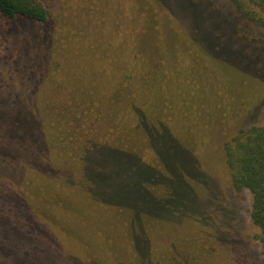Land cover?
Wrapping results in <instances>:
<instances>
[{
    "label": "trees",
    "instance_id": "16d2710c",
    "mask_svg": "<svg viewBox=\"0 0 264 264\" xmlns=\"http://www.w3.org/2000/svg\"><path fill=\"white\" fill-rule=\"evenodd\" d=\"M229 1L0 0L6 264H232L190 207L194 141L250 193L264 262L261 73L236 47L264 42V6Z\"/></svg>",
    "mask_w": 264,
    "mask_h": 264
},
{
    "label": "rangeland",
    "instance_id": "374dc122",
    "mask_svg": "<svg viewBox=\"0 0 264 264\" xmlns=\"http://www.w3.org/2000/svg\"><path fill=\"white\" fill-rule=\"evenodd\" d=\"M213 1L220 6L219 8H226L229 5L235 8L229 0ZM248 7L264 14V10L262 11L256 4H249ZM245 42L237 41L236 47L246 54L253 52L258 55V57L253 55L252 62L247 68L251 70L259 68L261 73L259 77L254 76L250 84V108H259L262 112L259 113L257 120L254 117L249 118L248 123L264 124V42ZM194 142L196 156L204 176L201 182L190 180L195 196V202L190 203V207L210 216L203 221V228L209 233L222 229L224 241L223 243L218 241V247L223 254H227L232 264H264L258 241L259 230L249 219L250 193L247 190L236 191L232 188L230 173L221 151L201 141ZM181 194L186 196L187 192ZM29 196L35 201L34 193L31 192ZM185 200L188 201V198ZM4 259L6 258L0 255V264H6Z\"/></svg>",
    "mask_w": 264,
    "mask_h": 264
}]
</instances>
